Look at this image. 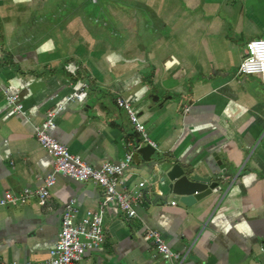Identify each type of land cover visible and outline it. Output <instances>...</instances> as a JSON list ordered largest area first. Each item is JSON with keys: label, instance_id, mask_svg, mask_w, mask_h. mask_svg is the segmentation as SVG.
I'll return each instance as SVG.
<instances>
[{"label": "crops", "instance_id": "0c3cea01", "mask_svg": "<svg viewBox=\"0 0 264 264\" xmlns=\"http://www.w3.org/2000/svg\"><path fill=\"white\" fill-rule=\"evenodd\" d=\"M84 2L0 0V198L35 189L52 169L34 126L63 103L52 136L94 166L133 150L127 185L140 191L133 218L105 208L86 264H170L144 237L153 228L184 264H264V83L238 73L247 42L264 37V0H122L98 11ZM81 81L87 98L66 101ZM118 97L145 124L149 158ZM174 169L218 184L175 193ZM73 197L82 213L104 192L59 175L45 204H0V264L46 259Z\"/></svg>", "mask_w": 264, "mask_h": 264}, {"label": "built area", "instance_id": "2783aa9c", "mask_svg": "<svg viewBox=\"0 0 264 264\" xmlns=\"http://www.w3.org/2000/svg\"><path fill=\"white\" fill-rule=\"evenodd\" d=\"M238 73L260 75L264 83V37L253 38L247 42ZM88 89L86 81L72 85L66 101H84ZM5 94L14 111L24 110V104L17 93L6 91ZM117 104L126 109L141 137L154 145L145 132V124L140 120L132 104L122 97H118ZM63 108L64 104L61 103L50 109L46 117L34 126L38 142L53 157L52 169L42 177L41 184L35 189L27 187L20 193L7 190L0 198V204H24L31 196H36L40 204H45L59 175H66L80 182L93 181L103 189V204L97 209L88 208L81 213L76 198H70L64 206L58 238L49 250L48 257L42 261H27L25 264H86L84 256L87 248L98 247L103 240V215L109 203L116 204L128 218L137 215L135 205L140 191L130 190L127 185L128 171L133 163V150H127L125 157L119 161H104L99 166L88 163L50 132ZM184 108L189 110V104L186 103ZM132 145V141L125 143L126 147H133ZM144 237L153 239L155 248L165 261L170 264H184L185 255L173 249L159 230L150 229ZM260 249L264 252V243Z\"/></svg>", "mask_w": 264, "mask_h": 264}, {"label": "water", "instance_id": "95a60500", "mask_svg": "<svg viewBox=\"0 0 264 264\" xmlns=\"http://www.w3.org/2000/svg\"><path fill=\"white\" fill-rule=\"evenodd\" d=\"M137 143L139 142V139L136 141ZM154 150L152 145L149 143L148 145L144 146L141 148V151H144L146 155L144 157L149 158L150 153ZM136 153V157H137ZM171 179L173 180L170 187L175 193L179 194H185V195H190V194H195L197 191L200 190H207L208 188H213L215 187L218 182L217 181H212L211 182V177L212 176H206V177H199L195 176L194 179L189 178L187 175L184 174V171L181 169H174L172 173L170 174Z\"/></svg>", "mask_w": 264, "mask_h": 264}, {"label": "rangeland", "instance_id": "374dc122", "mask_svg": "<svg viewBox=\"0 0 264 264\" xmlns=\"http://www.w3.org/2000/svg\"><path fill=\"white\" fill-rule=\"evenodd\" d=\"M73 1V0H72ZM85 2L82 3V5L84 6H87L89 9L91 7H95V10L98 11L96 9V7H99V6H107L108 4L109 5H112V6H118V5H123V2L120 4L119 2L122 1V0H92L93 1V4L91 2V0H84ZM98 1V2H97ZM79 4L78 5H81V2L82 0H78ZM129 2V0H127V3ZM124 5H125V2H124Z\"/></svg>", "mask_w": 264, "mask_h": 264}]
</instances>
